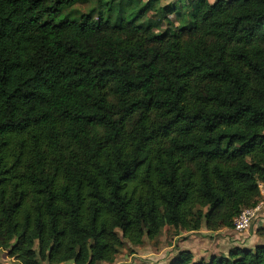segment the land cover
Wrapping results in <instances>:
<instances>
[{
	"label": "trees",
	"instance_id": "1",
	"mask_svg": "<svg viewBox=\"0 0 264 264\" xmlns=\"http://www.w3.org/2000/svg\"><path fill=\"white\" fill-rule=\"evenodd\" d=\"M80 1L0 0V250L114 264L166 228H234L264 185V0Z\"/></svg>",
	"mask_w": 264,
	"mask_h": 264
},
{
	"label": "rangeland",
	"instance_id": "2",
	"mask_svg": "<svg viewBox=\"0 0 264 264\" xmlns=\"http://www.w3.org/2000/svg\"><path fill=\"white\" fill-rule=\"evenodd\" d=\"M106 1L109 3L115 1L114 4H121L126 0ZM148 1L149 0H143L144 3ZM180 1L181 0H167L162 4H177L178 6H182ZM98 2L99 0H81L72 8L67 9L65 13L75 19L90 14L98 18L102 10L99 8ZM215 2L216 0H211V3L214 4ZM171 19L175 21V17L172 16ZM175 22L178 25V22ZM164 26H166V24ZM263 187L264 185L261 186V191ZM261 201H264L263 195ZM191 236L192 235L186 232L176 231L173 228H166L163 234L154 242L146 238L143 246L134 247L126 244V247L118 255L114 264H171L181 252L189 251L188 243L186 244V242L190 240ZM194 240L195 239H193L190 244H192ZM200 261L210 263L212 260H207L197 255L195 262ZM0 264H21V262L15 258L9 257L8 252L0 250Z\"/></svg>",
	"mask_w": 264,
	"mask_h": 264
},
{
	"label": "crops",
	"instance_id": "3",
	"mask_svg": "<svg viewBox=\"0 0 264 264\" xmlns=\"http://www.w3.org/2000/svg\"><path fill=\"white\" fill-rule=\"evenodd\" d=\"M262 195L264 198V187ZM189 234L192 236L186 244L188 243V250L194 253L195 258L199 255L207 260H213L228 257L234 248L255 249L259 245H264V208L253 226L246 232H238L234 228L211 232L204 228ZM193 239L194 242L190 244Z\"/></svg>",
	"mask_w": 264,
	"mask_h": 264
},
{
	"label": "built area",
	"instance_id": "4",
	"mask_svg": "<svg viewBox=\"0 0 264 264\" xmlns=\"http://www.w3.org/2000/svg\"><path fill=\"white\" fill-rule=\"evenodd\" d=\"M264 208V201H261L255 208L246 209L235 220L234 229L238 232H246L252 226L255 220H257L259 213Z\"/></svg>",
	"mask_w": 264,
	"mask_h": 264
}]
</instances>
